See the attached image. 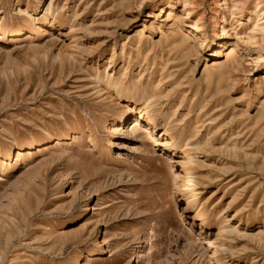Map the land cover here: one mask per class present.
I'll return each instance as SVG.
<instances>
[{
  "label": "rangeland",
  "instance_id": "obj_1",
  "mask_svg": "<svg viewBox=\"0 0 264 264\" xmlns=\"http://www.w3.org/2000/svg\"><path fill=\"white\" fill-rule=\"evenodd\" d=\"M0 264H264V0H0Z\"/></svg>",
  "mask_w": 264,
  "mask_h": 264
},
{
  "label": "bare ground",
  "instance_id": "obj_2",
  "mask_svg": "<svg viewBox=\"0 0 264 264\" xmlns=\"http://www.w3.org/2000/svg\"><path fill=\"white\" fill-rule=\"evenodd\" d=\"M132 125H133V126H135V125H136V123L134 122V124H132ZM133 126H132V127H133ZM136 126H137V125H136ZM113 131H114V130H113ZM134 132H135V130H134Z\"/></svg>",
  "mask_w": 264,
  "mask_h": 264
}]
</instances>
